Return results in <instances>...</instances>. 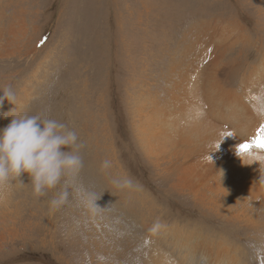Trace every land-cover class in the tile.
I'll return each instance as SVG.
<instances>
[{
	"label": "rangeland",
	"instance_id": "374dc122",
	"mask_svg": "<svg viewBox=\"0 0 264 264\" xmlns=\"http://www.w3.org/2000/svg\"><path fill=\"white\" fill-rule=\"evenodd\" d=\"M0 7L5 25L9 19H14L4 27L6 41L20 36L16 32L25 29L19 55L11 54L2 59L1 87L11 85L15 94L24 87L31 90L39 82L34 95L24 104L29 107L23 114L47 116L77 132L86 144L80 153L83 168L79 179L92 190L102 192L96 203L107 207L100 214L91 215L70 199L69 205L51 213L47 210L48 196L55 190L36 198L28 177L24 185H18L19 191L12 197V202L21 199L18 214L22 219L19 221L14 216V222L19 223L15 230L12 231L8 219L0 218V264H190L184 257L186 250H182V243L177 246V240L171 238L165 228L174 219L209 227L200 232L206 231L208 239H216L218 235L229 237L233 245L236 239L248 251V264H264V235L258 237L256 231L244 229L247 222L241 218H246L245 212L237 220L220 219L214 202L206 208L194 195L167 191L172 180H167L170 176L158 174L144 152H137L143 150L133 138L131 124L134 122L129 115L132 105L129 94L138 89L131 84L157 79L161 83L160 90L164 87L175 92L184 86L169 88L161 76L169 53L176 68L174 78L185 73L189 81H194L195 76L199 81L206 80L213 70H210L211 61L219 58L230 45L211 40L212 28L217 23L221 28V20L244 32L240 40L247 37L254 41L235 48V52L241 51L231 55L232 68H228L230 61L218 65L221 77L217 79L221 85L216 95L219 100L206 103L203 98L202 105L247 104L246 95L251 97L254 85L256 90L257 86L264 88V80L253 85L249 78L264 70L259 64L264 52V0H0ZM204 29L209 35L203 34ZM185 33L190 36V42L193 39L198 43L181 52ZM15 48L18 47L10 46L9 51ZM224 68L233 71L231 74L237 79L233 85H227L223 78L227 70ZM35 73L37 75L33 76ZM5 103L12 104L7 100ZM240 112L246 120L252 119L247 107ZM160 115L163 118L160 125L167 124L164 117L167 113ZM263 117L264 109L257 118ZM104 123L107 129L104 133L108 134L103 140L101 126L103 124L104 128ZM261 129L259 126L256 132ZM232 134L235 133L232 131ZM105 148L114 159V170L123 167V175L132 181L127 196L113 185L122 196L118 200L109 198L108 203L104 193L110 182H106L105 172L101 170L102 162L108 158ZM111 174L113 179L121 178L114 172ZM137 201L141 206L135 204ZM124 204L126 208H135L144 222L136 220L133 212L125 214ZM108 206L113 207L111 212ZM162 221L165 223L159 225ZM136 222L142 226L139 236L132 232L125 236L118 228L126 229L127 223L132 227ZM7 230L11 231L10 235ZM258 238H263L260 246ZM204 241L192 247L196 250L193 259L197 264H233L228 258L217 259L218 244ZM147 242L156 249L159 245L154 257V252L146 255L142 244ZM202 251L212 252L208 263L205 259L201 261ZM235 256L234 261H237L242 255L236 253ZM242 259L243 256L240 261Z\"/></svg>",
	"mask_w": 264,
	"mask_h": 264
},
{
	"label": "bare ground",
	"instance_id": "6f19581e",
	"mask_svg": "<svg viewBox=\"0 0 264 264\" xmlns=\"http://www.w3.org/2000/svg\"><path fill=\"white\" fill-rule=\"evenodd\" d=\"M1 14L2 9L0 7V76H3L2 59L4 56H10L11 54H15V57L19 55L22 50L19 45L23 39V32L25 29L22 28V30L16 32L20 33V36L6 41L4 27H7V25L14 19H9L7 21V25H5V23L2 22L3 19H1ZM221 22H223L221 28L219 23L213 26L212 30L214 33L210 34L212 35L210 36L211 40L214 39V42L217 44L225 43L230 45L225 48L222 53H220L219 58L211 61L210 70L212 68L213 70L208 74L206 80L199 81L198 77L195 76L194 81H189L185 73H183V75L181 73V75L174 78L172 74L176 71V68L174 67L173 61H171L170 53L168 51L169 54L167 55L169 57L166 59L167 62L165 65H163L161 76H164L166 85L169 86V88L184 85L180 91L175 92L174 90L165 89L164 87H161L160 90L161 83L157 79L143 81L141 84H131V86H138L137 90L130 92L129 94V100L132 104L130 106L131 114L129 113V115L131 122H134V124H131V126H133V138L138 147L143 150H137V152L139 154L144 152V155L148 156L149 161L155 166L157 173L168 177L170 176L167 180L172 181L168 184L167 191L169 190L170 192H175L176 194H186V196L189 194L190 196L194 195V199H197L201 203V206L206 208H210L208 205L214 202L213 207L220 219L227 218L228 220H237L238 218L244 216L245 214L242 212H245L246 215L244 217L246 218H241L244 219V222H247L244 229L254 230L257 234H259L258 237H260L264 235V183L259 182L261 172L256 164L250 166L242 165L240 159L234 154V146L238 143L253 140L261 134H264V117L263 119L257 118L261 110L264 109V88H262V86H257L256 90V85H254L257 82L264 80V70L259 74L256 72L253 76L249 77L250 81L252 79V83L254 85L252 89L256 93L255 96H253L252 93L254 91H252L251 97L246 95L248 102L244 106H242L243 103H241V105L220 103V105H222L221 107H213L214 104L212 103L207 104L208 107H204L202 105L203 98L206 103L212 102V100L216 99L219 100V97L216 95V89L219 85H221L218 82L219 79H217L220 76V72H218L220 66L218 65L224 63L225 61H230L229 63L231 65H229L228 68H232L234 61L231 60V55H237L241 51L238 49L235 52V48L237 46L244 47L245 43L254 41L253 39L250 40L247 37L243 39L244 41L240 40L245 36L243 31L236 30V28L229 26V22H224V20H221ZM218 28L220 31H218ZM203 34L209 35L206 29L203 30ZM189 38L190 36L185 33L184 43L181 44L183 45L181 52L185 50L188 51L190 46L198 43L193 39L192 42H190ZM240 43L242 44L239 45ZM10 46L18 48L9 51ZM260 59L259 64L264 68V52L262 53ZM195 67L196 66L191 68L194 69ZM231 72L233 71L227 69L225 76L223 77L226 79L227 85H233V82H237V79L231 74ZM195 73L197 74V72ZM32 75L35 76L37 74L35 73ZM151 77L153 78L154 76ZM37 81L38 80H36L35 83ZM37 83L31 88V90H27L26 87L18 89L15 93L16 99L14 104H3L0 109V128L5 127L10 122L12 119L11 116H19L22 115L23 112H26L29 105L26 108L24 104L30 100L32 95H34ZM1 85L2 82H0V88H2ZM151 88H153V90ZM134 93L138 94L134 95ZM219 96L222 95L219 94ZM125 97L128 96L125 95ZM233 97L234 95H231V98ZM246 107L248 115L252 117L251 120H246L240 112ZM163 112L167 113V115L164 116L167 119V124L160 125V120L163 119L160 114ZM3 113H8L9 116H4L2 115ZM216 116L222 119H217L218 117ZM68 117L69 116H67V118ZM104 122H106V120ZM259 126H261L262 129L261 132L257 133L256 131ZM102 127L103 124L101 129L104 136H102V139L104 140L107 139L106 136L108 133H104L107 130L106 124L104 128ZM232 131L235 133L234 135L232 134ZM252 131L254 133L249 135ZM248 136L250 138H248ZM97 137L99 138L100 136L97 135ZM219 141H221L219 148L216 149ZM105 153L108 157L107 160L112 161L111 168L106 170L101 169L102 173L105 172L103 174L106 176V182H110V185L105 189L106 191L104 193L108 203V200H110L109 198H112V200H118L122 196L117 191L116 187L113 188V184L111 182V179L113 178L110 177V175L112 176L111 172H114L120 177L126 176L123 175V167L121 170L120 168H116L114 170L113 165L115 162L113 163L114 159L111 156V153L107 151V148H105ZM119 156H121V153H119L118 157ZM209 157H211L212 162ZM163 165L164 167H159ZM28 177L29 175L24 173L20 179H23V182L27 179L29 180ZM18 185L19 182H16L10 191L0 193V218L8 219L12 231L15 230V226L19 224L18 222H14V216H16V219L19 221L22 219V216H19L18 214L21 199L16 200V202H12V197L17 191H19ZM118 189L123 191L126 196L130 192L129 188ZM54 194L55 192H51V195L48 196L49 199ZM100 203L101 202H99V204ZM135 204H139L141 206V203L138 201ZM122 209L125 214L133 212V214L137 216L136 220L144 222L141 218V214L138 213V211H135V208H126L124 204L122 205ZM158 209L161 208L158 207ZM108 210L111 212L113 207L108 206ZM110 212L108 211L105 213L106 217H108ZM203 214H205V212ZM103 218L104 217H102V219ZM122 219V217L119 218L121 222ZM165 221L160 222L159 225L165 223ZM181 222L182 221L180 220L174 219L172 220V223L167 225L165 228L168 230L167 233L170 234V237L177 240V246L182 243V250H186L184 257H186L188 263L191 264V261H193V263L197 264L198 262L193 259L196 255V250L192 247L197 242H203L205 239H208L209 235L206 231L203 234L200 232H203V229H209V227H205L204 225L202 227V225L200 226L197 223L184 224V222ZM125 226L127 227L126 229L122 226L118 227L122 229V234L124 233L125 236H128L129 232L135 233L136 236L141 234V232H139V229L142 228L140 222H136V224L132 227H130L131 224L129 223ZM10 230H7L9 235L11 234ZM3 234L1 235V238H4ZM221 238L218 235L216 239L210 238L207 241H204L206 244H218V250H215L219 254L217 259L228 258L233 264H248V259L246 258V253L248 251L243 249V246L241 247L236 239L233 240V245L231 241L228 240L229 237ZM258 239V246H260L263 238ZM149 244L147 242L142 245L144 246L146 255L147 253L154 252V255H152V257H154L156 250L159 249V245L157 244L156 249V247L154 248L152 244ZM236 253L243 256L241 261L240 258L242 256L239 257L237 261H234V259H236ZM201 255V261L205 259L206 263L209 262V257L213 256L212 252L208 253L206 251H202ZM214 255L216 256V254ZM148 258H150V254ZM182 259L185 262V258ZM148 263H150V260Z\"/></svg>",
	"mask_w": 264,
	"mask_h": 264
},
{
	"label": "clouds",
	"instance_id": "9594fccd",
	"mask_svg": "<svg viewBox=\"0 0 264 264\" xmlns=\"http://www.w3.org/2000/svg\"><path fill=\"white\" fill-rule=\"evenodd\" d=\"M15 99L11 85L0 88V107L5 100L14 104ZM2 115L9 116L8 113ZM11 117L10 122L0 128V193L10 191L16 182L23 185L20 178L27 173L34 197L39 198L50 190H56L48 201L51 213L69 205L70 199L76 207L85 209L91 215H98L107 209L96 203L102 192L92 190L79 179L83 168L80 153L86 144L74 129L40 114ZM234 154L242 165L256 164L261 172L259 182L264 183V134L236 144ZM111 166L112 161L107 159L101 164L105 170ZM111 182L120 189L132 187V181L127 177L114 178Z\"/></svg>",
	"mask_w": 264,
	"mask_h": 264
}]
</instances>
